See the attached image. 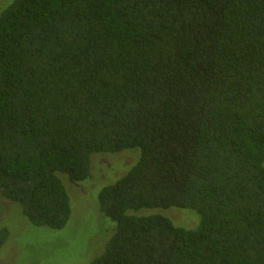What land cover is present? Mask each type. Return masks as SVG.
Returning <instances> with one entry per match:
<instances>
[{
    "label": "trees",
    "instance_id": "obj_1",
    "mask_svg": "<svg viewBox=\"0 0 264 264\" xmlns=\"http://www.w3.org/2000/svg\"><path fill=\"white\" fill-rule=\"evenodd\" d=\"M139 150L99 193L92 264H264V0H14L0 14V197L63 230L60 174ZM190 210L194 229L152 211ZM9 238L0 230V250Z\"/></svg>",
    "mask_w": 264,
    "mask_h": 264
},
{
    "label": "rangeland",
    "instance_id": "obj_2",
    "mask_svg": "<svg viewBox=\"0 0 264 264\" xmlns=\"http://www.w3.org/2000/svg\"><path fill=\"white\" fill-rule=\"evenodd\" d=\"M14 0H0V14ZM139 150L119 154H96L92 157L91 177L74 182L60 174L69 193L72 217L60 231L33 226L19 204L0 197V230L9 238L0 250V264H92L101 256L116 230V224L99 209V193L114 184L136 163ZM173 220L177 227L194 229L198 216L190 210L152 211Z\"/></svg>",
    "mask_w": 264,
    "mask_h": 264
}]
</instances>
